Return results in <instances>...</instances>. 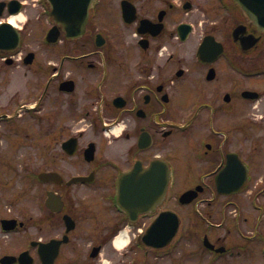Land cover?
I'll return each instance as SVG.
<instances>
[{"label":"flooded vegetation","instance_id":"flooded-vegetation-1","mask_svg":"<svg viewBox=\"0 0 264 264\" xmlns=\"http://www.w3.org/2000/svg\"><path fill=\"white\" fill-rule=\"evenodd\" d=\"M88 1L0 0V23L25 16L0 51V264H263L264 0ZM178 127L197 191L167 193L188 207L172 237L160 207L120 205L119 178L169 163ZM24 143L40 162L15 164Z\"/></svg>","mask_w":264,"mask_h":264},{"label":"water","instance_id":"water-1","mask_svg":"<svg viewBox=\"0 0 264 264\" xmlns=\"http://www.w3.org/2000/svg\"><path fill=\"white\" fill-rule=\"evenodd\" d=\"M76 12L86 14L87 7L82 10L74 11L73 13ZM255 13L264 14V9L260 11L257 10ZM84 27L85 25L83 24L82 28H75L74 31L79 34L84 31ZM52 35H56L54 29ZM21 37V31L15 28L11 22H4L0 24V49H14L20 44ZM165 165L166 163L164 161L155 160L152 162L149 169L141 170L135 167L133 171L126 174L121 179L120 186L123 188L121 200L126 199L127 205L136 206L141 202V196H143L145 209L148 207L149 203L159 202L166 193L168 185V176L163 169ZM189 194L190 191L185 192L182 195L181 200L184 201L186 196ZM169 212L175 215L176 228H178L179 219L177 213L173 211Z\"/></svg>","mask_w":264,"mask_h":264},{"label":"rangeland","instance_id":"rangeland-1","mask_svg":"<svg viewBox=\"0 0 264 264\" xmlns=\"http://www.w3.org/2000/svg\"><path fill=\"white\" fill-rule=\"evenodd\" d=\"M18 24H23V20H17ZM27 135H32L33 132L31 129H27L25 132ZM31 141L29 136L25 135V141ZM23 143L22 136H20V139H16L15 145L13 146L14 150H16L19 147V144ZM170 148L169 151L166 152V157L169 161V164L171 166V192L174 193V195H177L184 191L186 187L188 186L187 182V172H186V156H185V134L184 131L181 129L176 130V132L170 137ZM0 148H7L6 147V141L0 142ZM36 150H39L38 145L31 143H24L23 146L19 148V150L16 152V156L14 155L12 160L16 158L15 164L25 165L24 157L26 159L29 158L27 155L31 154V160L33 163L40 162V159L35 157ZM35 170L37 172V168H32L31 171ZM17 181H21V178H17ZM35 187L32 186L30 191L32 195H35ZM180 207L178 204L176 205V209L180 211ZM183 211H187V206L182 207ZM259 259L257 258V261ZM264 264V263H263Z\"/></svg>","mask_w":264,"mask_h":264},{"label":"bare ground","instance_id":"bare-ground-1","mask_svg":"<svg viewBox=\"0 0 264 264\" xmlns=\"http://www.w3.org/2000/svg\"><path fill=\"white\" fill-rule=\"evenodd\" d=\"M24 18H25V16L23 14H20L17 17L15 15L14 16H11L10 17V20H11V22H13V24L18 25L17 20H23ZM119 241H120V239L117 240V242H119Z\"/></svg>","mask_w":264,"mask_h":264}]
</instances>
